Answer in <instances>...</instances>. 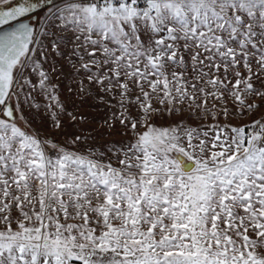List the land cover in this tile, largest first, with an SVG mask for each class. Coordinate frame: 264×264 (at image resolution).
<instances>
[{
    "label": "snow or ice",
    "instance_id": "snow-or-ice-1",
    "mask_svg": "<svg viewBox=\"0 0 264 264\" xmlns=\"http://www.w3.org/2000/svg\"><path fill=\"white\" fill-rule=\"evenodd\" d=\"M0 264H264V0H0Z\"/></svg>",
    "mask_w": 264,
    "mask_h": 264
}]
</instances>
